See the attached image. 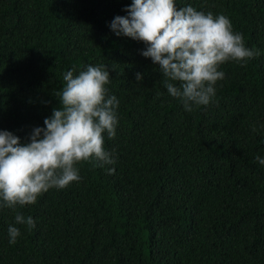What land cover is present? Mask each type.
Returning a JSON list of instances; mask_svg holds the SVG:
<instances>
[{
  "label": "trees",
  "instance_id": "16d2710c",
  "mask_svg": "<svg viewBox=\"0 0 264 264\" xmlns=\"http://www.w3.org/2000/svg\"><path fill=\"white\" fill-rule=\"evenodd\" d=\"M176 2L225 15L261 53L222 65L212 102L190 112L147 45L111 30L132 0H0V131L29 142L64 74L89 64L119 101L115 164H79V182L18 208L30 230L0 208V264H264V0Z\"/></svg>",
  "mask_w": 264,
  "mask_h": 264
},
{
  "label": "clouds",
  "instance_id": "9594fccd",
  "mask_svg": "<svg viewBox=\"0 0 264 264\" xmlns=\"http://www.w3.org/2000/svg\"><path fill=\"white\" fill-rule=\"evenodd\" d=\"M110 24L117 36L147 45L142 55L159 67L168 94L182 102L186 111L208 106L216 95L215 85L225 78L220 67L236 62L242 67L261 55L246 47L243 34L234 32L223 14L197 10L191 4L177 7L176 0H132ZM136 81L143 75L136 73ZM64 86L56 93L59 106L36 127L29 142L10 131H0V208L11 209L16 225L35 227L31 216L17 209L34 205L52 188L64 189L81 176L77 165L115 164L105 150L108 139L116 136L119 101L109 95L110 71L89 64L74 74L67 71ZM257 161L264 166V159ZM109 168L108 173L114 174ZM9 243L21 235L18 227L8 228Z\"/></svg>",
  "mask_w": 264,
  "mask_h": 264
}]
</instances>
